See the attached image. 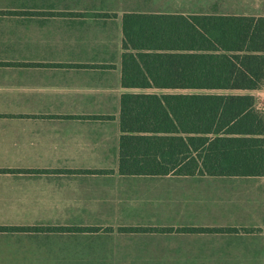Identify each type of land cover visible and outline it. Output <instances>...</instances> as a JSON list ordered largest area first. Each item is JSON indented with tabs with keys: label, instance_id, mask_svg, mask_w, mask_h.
<instances>
[{
	"label": "crops",
	"instance_id": "obj_1",
	"mask_svg": "<svg viewBox=\"0 0 264 264\" xmlns=\"http://www.w3.org/2000/svg\"><path fill=\"white\" fill-rule=\"evenodd\" d=\"M126 16L264 0H0V264H264V175L120 172Z\"/></svg>",
	"mask_w": 264,
	"mask_h": 264
},
{
	"label": "trees",
	"instance_id": "obj_2",
	"mask_svg": "<svg viewBox=\"0 0 264 264\" xmlns=\"http://www.w3.org/2000/svg\"><path fill=\"white\" fill-rule=\"evenodd\" d=\"M126 16L120 172L264 175V18ZM142 28L130 30L131 24ZM156 23V25H155ZM182 135H186L184 138Z\"/></svg>",
	"mask_w": 264,
	"mask_h": 264
},
{
	"label": "rangeland",
	"instance_id": "obj_3",
	"mask_svg": "<svg viewBox=\"0 0 264 264\" xmlns=\"http://www.w3.org/2000/svg\"><path fill=\"white\" fill-rule=\"evenodd\" d=\"M257 98L259 107L264 109V91L253 93Z\"/></svg>",
	"mask_w": 264,
	"mask_h": 264
}]
</instances>
